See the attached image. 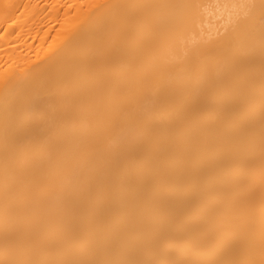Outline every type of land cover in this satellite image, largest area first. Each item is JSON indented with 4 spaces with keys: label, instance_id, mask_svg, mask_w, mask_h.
I'll return each mask as SVG.
<instances>
[{
    "label": "bare ground",
    "instance_id": "1",
    "mask_svg": "<svg viewBox=\"0 0 264 264\" xmlns=\"http://www.w3.org/2000/svg\"><path fill=\"white\" fill-rule=\"evenodd\" d=\"M0 264H264V0H0Z\"/></svg>",
    "mask_w": 264,
    "mask_h": 264
}]
</instances>
